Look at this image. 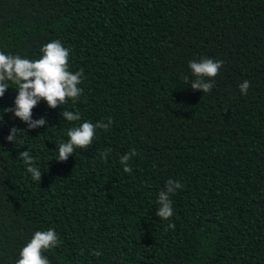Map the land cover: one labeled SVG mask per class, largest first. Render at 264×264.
<instances>
[{
    "label": "trees",
    "instance_id": "1",
    "mask_svg": "<svg viewBox=\"0 0 264 264\" xmlns=\"http://www.w3.org/2000/svg\"><path fill=\"white\" fill-rule=\"evenodd\" d=\"M57 39L84 70L80 99L41 101L33 119L48 124L29 129L3 110L16 85L0 98V264L48 229L63 241L50 264H264V0H0V51L35 60ZM202 58L224 61L211 93L184 81ZM109 119L91 148L56 160L68 129ZM28 150L41 182L19 157ZM169 179L184 187L165 231Z\"/></svg>",
    "mask_w": 264,
    "mask_h": 264
},
{
    "label": "clouds",
    "instance_id": "2",
    "mask_svg": "<svg viewBox=\"0 0 264 264\" xmlns=\"http://www.w3.org/2000/svg\"><path fill=\"white\" fill-rule=\"evenodd\" d=\"M42 55L40 58L32 60L22 58L19 54H6L0 51V98H3L9 82L16 85L18 95L15 98V107L3 108L4 112L14 113L15 118H19L28 125L29 129H36L48 124L46 117L38 120L33 119V109L41 101L47 103L49 108L55 109L64 106L69 99L74 103L83 95V89L80 85L83 83L85 73L83 69L73 72L70 70V49L63 46L60 40H53L44 44L41 48ZM224 65L223 60H214L213 58H202L199 61H190L191 69L195 79L189 81L187 76L184 77L185 83L191 85L193 90L211 93L215 78L220 75V69ZM251 82L243 81L240 85V92L247 96ZM60 115L68 122L80 121L81 116L78 112L66 110L63 107ZM112 120L107 122L99 121L93 123L85 120L78 126L68 129L67 142L58 144V161H67L71 155H74L77 149L87 150L92 147L96 136L97 129L108 131L112 125ZM2 124V121H0ZM22 129L13 127L7 139L15 142L18 133ZM24 130V129H23ZM109 152L100 153V159L106 160ZM135 150L129 152L120 158L125 173H132L129 161L136 156ZM19 157L27 165V172L35 181L42 179V171L36 165L35 157L30 151L20 153ZM184 185L179 181L172 179L167 180L166 187L158 193L157 204L158 210L156 215L162 219L170 221L165 231L175 229V223L171 222L174 215L173 201L170 198L178 189H183ZM63 241L59 238L54 229L37 230L32 238L19 251V258L16 264H50L46 252L62 245ZM99 257L102 252L95 250L91 253Z\"/></svg>",
    "mask_w": 264,
    "mask_h": 264
}]
</instances>
